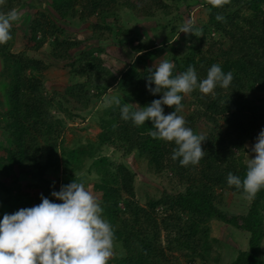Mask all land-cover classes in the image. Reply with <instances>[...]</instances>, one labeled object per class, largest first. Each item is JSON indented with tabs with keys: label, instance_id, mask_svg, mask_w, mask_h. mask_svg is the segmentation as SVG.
<instances>
[{
	"label": "trees",
	"instance_id": "trees-1",
	"mask_svg": "<svg viewBox=\"0 0 264 264\" xmlns=\"http://www.w3.org/2000/svg\"><path fill=\"white\" fill-rule=\"evenodd\" d=\"M188 1L175 0L185 2L187 8ZM196 4L206 9V20L192 24L193 33L184 34L186 52L171 57L173 75L192 66L203 79L213 64H219L225 73L233 74V80L229 88L217 87L214 94L204 95L197 89L184 95L181 111L188 108L186 126L196 134L207 132L202 142L204 157L197 165L185 167L172 159L174 142L153 138L151 121L135 126L120 116L125 103L138 110L162 95L154 96L146 89L153 66L148 57L139 54L145 46H130L137 52L134 62L118 77L112 76L101 58L107 42L120 45L129 34L123 29L121 12L133 20L158 13L169 17L176 11L170 4L165 0H51L43 10L22 0H0V13L25 10L21 20L26 26L24 49L36 53L48 45L50 59L72 79L78 78L61 94L46 93L44 75L49 66L24 51L13 52L17 25L12 24V38L0 45L5 106L0 113V131L5 134L0 141V219L5 213L39 204L41 194L54 200L50 193L59 191L62 184L81 183L74 173L89 160L88 172L98 179L94 191L101 194L103 218L113 228V245L122 250L108 264H215L220 255L214 251L218 241L210 237L212 221L248 235L246 250L230 264H264V190L249 199L245 214L221 209L226 193L245 198L242 190L227 184V176L231 172L244 178L246 145L264 127V98L256 97L264 94V0H226L222 7H213L209 0ZM217 16L223 19L217 20ZM67 20L88 24L97 47L73 56L83 42L67 37L60 24ZM162 26L170 27L167 22ZM176 28H170V37ZM111 87L116 98L98 115L96 142L63 147L65 124L58 114L73 118L69 108L74 104L75 111H90L92 99L100 100ZM172 111L174 108L164 106L165 114ZM104 148L122 156L138 153L149 172L156 177L165 175L176 192H162L158 198L148 195L140 205L135 198L134 173L101 155ZM14 170L28 174L29 181L18 179L8 187L1 176ZM48 175L56 179L51 181Z\"/></svg>",
	"mask_w": 264,
	"mask_h": 264
},
{
	"label": "clouds",
	"instance_id": "clouds-1",
	"mask_svg": "<svg viewBox=\"0 0 264 264\" xmlns=\"http://www.w3.org/2000/svg\"><path fill=\"white\" fill-rule=\"evenodd\" d=\"M209 2L213 7H222L226 0ZM17 20L14 11L0 13V45L12 38L11 27ZM180 32L193 33L192 24L185 22ZM174 68L175 64L165 59L149 69L146 89L154 96L162 95L138 110L125 103L120 116L135 126L151 121L153 138L176 145L172 159H178L181 166H195L204 157L202 142L206 138L194 133L184 117L178 115L184 95L197 89L204 95L214 94L217 87L227 89L233 74L225 73L219 64H213L203 79L198 78L192 66L175 76ZM164 106L174 111L165 114ZM251 153L254 156L249 158L243 179L231 172L227 176V184L242 190L246 199H254L264 190V128L251 146ZM50 195L55 199L41 194L39 204L5 213L0 219V264H108L113 255L114 231L103 218L97 198L75 180L62 184L59 191L53 190Z\"/></svg>",
	"mask_w": 264,
	"mask_h": 264
},
{
	"label": "rangeland",
	"instance_id": "rangeland-1",
	"mask_svg": "<svg viewBox=\"0 0 264 264\" xmlns=\"http://www.w3.org/2000/svg\"><path fill=\"white\" fill-rule=\"evenodd\" d=\"M27 3H32L39 6L41 9H48L51 0H22ZM170 4L173 12L169 17L156 14L153 18H136L133 20L128 13L121 12L120 19L123 22V29L128 30L127 38L123 37L120 45H114L112 41L107 42L104 52L101 54V58L104 66L110 70L112 76H117L119 72L128 67L129 64L134 62V56H136L135 50L130 46H138L139 44L145 46L144 51L139 54L148 57V63L150 66L155 67L162 60L171 61V57L174 55L182 56L186 52V45L184 44V34L180 32V27L185 22L191 24H199L206 20V9L197 5L198 0H189L190 6L187 8L185 2L177 3L175 0H165ZM177 6V9L174 7ZM15 13L18 16V20L15 21V37L13 44V52H25L28 57L39 59L46 63L49 68L44 75V87L46 93L51 94L53 92L62 93L68 86H71L76 79H72L66 69H61L57 66L49 57V46L45 45L38 52H28L24 49L22 44V37L26 33V26L22 25L21 20L25 18V10H17ZM181 17V19H179ZM30 18V17H29ZM28 18V19H29ZM65 29L67 37L75 40H80L83 45L73 52V56H77L79 52L90 50L97 47L96 41L91 40L92 34L88 27V24L78 22L77 20L60 21ZM169 23V28L162 26V23ZM172 26L177 27L176 32L170 37V28ZM131 43V45H130ZM149 54V56H147ZM128 55V56H127ZM132 57V58H131ZM1 70V63H0ZM118 77V76H117ZM74 80V81H73ZM3 83H0V113L4 111V96H3ZM93 93V92H91ZM256 97L264 98V94L256 95ZM116 98L114 89L108 88L106 94L100 99H92V107L90 111H75L74 108L77 105H72L69 108L73 118H67L63 114H58L60 118L64 120V133L62 138V145L66 149H73L76 147H86L88 144H94L97 140V134L99 132L98 115L99 113L110 106L113 100ZM264 105V101H263ZM74 112V114H73ZM188 113V108L185 107L181 111V116H185ZM76 114H79L77 117ZM2 117L0 116V119ZM261 127L256 132L258 136ZM205 130V129H204ZM208 131V129L206 128ZM204 131L202 134H206ZM5 139V134L0 131V141ZM255 139L246 145L245 153L243 155L244 163L248 165L249 158H253L254 154L251 153V146L255 143ZM4 141V140H3ZM2 150L0 149V155ZM101 155L106 156L112 164H124L135 175V198L140 205H144L145 199L148 195H153L158 198L162 192L175 193L174 185H171L168 178L164 176L156 177L149 172L148 166L143 159H138V153L134 152L127 156H122L120 153L113 151L109 148H104L101 151ZM90 161L87 160L83 167L76 171L74 175L81 180V183L85 188L99 201L100 193L94 191V184L98 182L97 177L88 172ZM169 176V175H168ZM3 183L8 187L14 186L16 181L21 179L24 182L29 181L28 174L21 171L14 170L10 172L6 177L1 176ZM47 178L51 181L56 177L48 175ZM20 179V180H18ZM180 190V189H178ZM225 198L222 202L221 209L233 214H245L249 207V199L244 197L234 196L230 193L225 194ZM36 205V204H35ZM34 206V205H33ZM211 233L210 237L218 241V245H214V251L218 252L219 261L215 264H230L233 262L240 251H244L247 248L248 235L238 232L233 228L224 225L218 221H212L210 223ZM122 254V250L118 245H113V255L111 258L118 257ZM110 258V259H111ZM197 264H200L197 262Z\"/></svg>",
	"mask_w": 264,
	"mask_h": 264
}]
</instances>
